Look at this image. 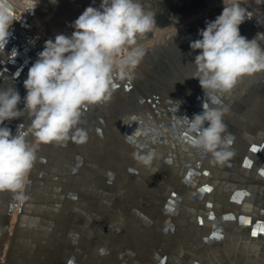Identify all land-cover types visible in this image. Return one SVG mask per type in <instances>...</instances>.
<instances>
[{
  "label": "bare ground",
  "instance_id": "obj_1",
  "mask_svg": "<svg viewBox=\"0 0 264 264\" xmlns=\"http://www.w3.org/2000/svg\"><path fill=\"white\" fill-rule=\"evenodd\" d=\"M24 1L20 4L16 0H0V6L9 8L15 18L9 29L12 27L20 32L22 38L32 42L34 52L38 50L35 58L38 59L45 45L44 39L54 41L57 34L71 36L75 31L74 22L65 24L67 19L63 20L62 14L47 16L41 22L29 11V6L38 0ZM244 3L242 7H250L254 12L251 19H261V31H264V16L260 12L264 3L257 0H244ZM157 8L156 13L161 10V7ZM263 41L260 43L262 48ZM141 64L137 67L138 74L143 67ZM259 74L261 72L243 77L230 93L223 96L224 101L220 104L215 102L219 94H206L195 78L198 80L196 93L190 92L193 86L190 80L181 87V100L187 99L185 111L188 112L176 107L175 100L168 102L165 98L156 109L132 107L133 111L120 122V150L118 143L115 147L106 143L104 158H99L102 160L88 162L80 149L87 147L89 142H79V139H69L59 145L47 144L46 161L37 165L36 171L33 170V185L24 201L26 211L35 210L46 221L41 220L39 226L36 220L40 216L25 217V228H22L25 242L20 238L24 245V250H21L23 260L29 258L30 251L38 250V245L44 241L43 250L59 248L62 254L61 261L55 255L49 256L50 264H68L76 247H85L83 240L86 237V242L93 235L100 242V238H96L99 234L101 240L107 236L104 239L107 243H117L123 264H140L146 252L154 263L152 256L161 234L176 230L182 233L181 239L176 238L182 244L192 241L196 245L192 248V257L184 256L183 249H180L176 255L177 264H264V175H261V170H264V145L261 144L264 142V127L239 120L234 124L225 121V147L233 155L223 164H218L212 162L210 153L193 147L196 134L179 119H190L202 113L205 107L226 109L224 116L231 117L234 99L238 94L240 97L245 86L255 87L257 80H252ZM105 108L100 110L101 113L107 111ZM190 109L194 114L189 113ZM249 112L255 114L254 108ZM101 126L98 128L104 132L106 127ZM77 127L87 136L96 138L81 121ZM255 145H259L258 148H254ZM80 155L84 157L83 164L76 170ZM149 155L153 158L145 164L143 158ZM45 172L48 174L44 175ZM237 189H244L249 194L233 198ZM174 195L181 198L179 203L172 201ZM174 207L185 215L180 222L186 221L187 224L192 221L184 233L178 222V213L171 210ZM211 211L217 219L211 217ZM227 214L235 218L222 222V217ZM49 219L56 222L57 231L50 227ZM171 220L176 225L175 229L169 230ZM108 223L117 230V234L102 232ZM169 244L171 250H178L172 238ZM87 256L91 258L83 264H118L120 257L102 262L105 257L98 256L97 250L88 255L84 251L82 259ZM196 256L203 260L196 263ZM78 262L82 263L76 260L74 264Z\"/></svg>",
  "mask_w": 264,
  "mask_h": 264
},
{
  "label": "clouds",
  "instance_id": "obj_2",
  "mask_svg": "<svg viewBox=\"0 0 264 264\" xmlns=\"http://www.w3.org/2000/svg\"><path fill=\"white\" fill-rule=\"evenodd\" d=\"M242 4L244 0L224 3L221 14L207 21L199 30L201 38L190 44L191 49L200 50L194 59V78L208 95L230 93L243 77L264 72V48L258 38L249 40L240 33L248 17ZM14 19L8 7L0 6V51ZM73 27L71 36L57 34L54 41H45L24 81L22 110L17 107L21 103L17 90L0 88V125L23 115L30 119L27 131L20 127L16 135L0 126V191L15 192L25 186L39 145L86 140L85 131L77 127L81 108L108 102L113 80L133 77L147 51L140 41L154 30L156 21L138 0H102L99 8L87 7ZM225 111L205 107L191 119L179 118L196 134L193 147L210 153L218 164L233 155L225 147ZM152 158H143L144 163Z\"/></svg>",
  "mask_w": 264,
  "mask_h": 264
},
{
  "label": "water",
  "instance_id": "obj_3",
  "mask_svg": "<svg viewBox=\"0 0 264 264\" xmlns=\"http://www.w3.org/2000/svg\"><path fill=\"white\" fill-rule=\"evenodd\" d=\"M138 2L146 12H151L154 15L156 27L140 41V46L147 50L141 61L143 67L140 73L138 74L139 71L137 68L131 79L115 78L112 82V95L108 102L96 105H85L81 108L80 121L86 124L90 132L96 137L95 140L86 135L87 138L84 142H89V145L84 149H80L82 155L89 160L88 162H93L94 159L102 160L104 158L103 149L106 143L107 145L112 144L114 147L115 143H118L120 150L122 141L119 135L120 122L133 111L132 107L138 106V108L143 109L155 107L156 109L165 98L168 102L175 100L176 107L182 110L184 108V111L188 108L187 99H185V101L181 100L183 98V94L180 93L182 92L181 87H184L185 83L190 80V82L193 83L190 92L196 93L195 85L198 80L195 81L194 78L196 74V70H194V68H196L194 59L200 52V50L191 49L190 44L196 39L201 38L198 35L199 30L206 27L207 21H214L215 18L221 14L224 3H227L228 0H224V3L223 0H138ZM101 3L102 0H40L37 1L35 5L29 6V11H31L32 15L38 16L41 22H43V19L47 16L49 18L50 16L62 14V17H64L63 20L67 19V21L64 22L66 24L70 21L74 22L87 7L92 6L99 8ZM156 6H158V8L161 7L158 13H156ZM260 12L264 16V7L260 8ZM247 13L248 17L240 25V33L249 40L257 37L258 42L261 43L264 40V31H261L262 27L260 25L262 23L261 19H251L254 12L251 11L250 7ZM252 32H254V35ZM44 41L47 40L44 39ZM37 55L38 50H36V53L34 52L32 42L22 38L20 32L11 27V30L9 29L7 42L3 50L0 51V88L13 86L19 92L21 103L18 104L17 107L21 110L24 107L23 98L26 96L24 81L27 79L30 67L36 62L37 59L35 58ZM139 75L144 76L135 80ZM256 80L257 83L255 87L249 88L247 85L241 89L242 92L240 93V97L238 94L233 101L234 109H232V116H224V122L229 121L228 123L234 124L235 121L239 120L243 123L251 122L256 126L264 127V72H261V74L257 76L255 75L252 82ZM224 95L225 94H219L215 102L219 104L222 103L224 101ZM256 95L258 97H256ZM237 102L240 103V106L237 105ZM104 108L107 109V111L103 110L101 113L100 110ZM253 108L256 115L253 112H249ZM189 113L194 114L191 112V109ZM191 118L192 117H190V119ZM29 124L30 119L27 115H23L20 118L5 121L4 125L0 126H7L11 129L13 135H16L18 128L21 127L22 131H27ZM101 125L106 127V129L104 128V132L98 128L102 127ZM111 130H114V132L111 133ZM115 132L116 135H114ZM27 139L32 141L33 137L28 135ZM261 144L264 145V142H261ZM46 146L47 145L44 144L39 145L37 160L22 189L15 192L0 191V264H50L49 260L51 259L49 256L53 255L56 256L57 260L59 259L61 261V259H63L62 254L60 255L59 248L43 250L46 243H44V241L38 245V250L30 251L29 258L26 260H23V254L21 253V250H24L21 239L23 243L26 240V235L23 231L25 228V223H23L25 217L30 215L33 217L40 216V219L36 220L39 226L41 220L43 222L46 221V219H43L44 216L37 214L35 210L31 209L26 211L24 204L26 194L27 192L29 193L33 185V170L36 171V166L46 161ZM258 146L259 145H255L254 148H258ZM54 148L56 147L54 146ZM83 156H79V163L77 164L76 170L83 164ZM206 171L207 170H203L205 173H210ZM47 174V172L44 173V175ZM245 194H249V192L244 189H237L233 194V198L236 196L241 197ZM173 197L174 200L172 201L179 203L181 198L178 197V195H174ZM171 210L174 211V213H178V222L180 226H182L184 233L187 224H190L192 221L187 222V224H185L186 221L180 222V219L185 216L183 212L176 207ZM38 212H40V210ZM210 215L214 217V219H217V215H215L213 211L210 212ZM234 218L232 214H227L222 217V222L224 219L231 220ZM48 221L51 223L50 227H54V230L57 231L55 228L56 222L51 221V219ZM169 223V230L175 229V221L171 220ZM217 223H220V221L218 220ZM113 229L112 225L109 224L107 228L104 230L102 229V232H107V234H109V231H112L117 234V230ZM166 233L168 234L164 237ZM219 236L220 234L215 235V237ZM106 237L107 236H104L103 240ZM182 237V233L179 231L176 232V230H172L170 233L164 231L161 234V239L157 242L154 255L152 256L154 263L150 260L151 256L149 252H146V256L143 255L145 258L141 259L140 264H177L176 255L180 249H183L184 256H193L194 253L191 251L192 248L196 246L194 245L195 243L192 241H185V243L182 244L179 239H176H181ZM44 238L45 240L47 239L46 237ZM96 238H100L99 240L101 243L94 238V235L91 236L90 240L87 242L86 237L83 240L85 247L83 249L76 247V252L70 257L68 264H74L76 260L81 261L82 263L80 264L85 263L87 259L90 260L91 256L82 259L84 251H86L88 255L94 250H97L98 256L105 257V260H102V262H111L110 258L115 259L116 256H120L118 264H123L121 251L116 242L115 244L111 242L107 243V240L103 242L99 234L96 235ZM170 238L173 239V244L178 247V250L170 249ZM196 258L197 259H194L196 263L203 260H200L199 256H196Z\"/></svg>",
  "mask_w": 264,
  "mask_h": 264
},
{
  "label": "rangeland",
  "instance_id": "obj_4",
  "mask_svg": "<svg viewBox=\"0 0 264 264\" xmlns=\"http://www.w3.org/2000/svg\"><path fill=\"white\" fill-rule=\"evenodd\" d=\"M20 1L24 4L25 3V1L24 0H16V2H18V3H20ZM38 1H40V0H38ZM22 3H20V4H22ZM47 40V39H46Z\"/></svg>",
  "mask_w": 264,
  "mask_h": 264
},
{
  "label": "snow or ice",
  "instance_id": "obj_5",
  "mask_svg": "<svg viewBox=\"0 0 264 264\" xmlns=\"http://www.w3.org/2000/svg\"><path fill=\"white\" fill-rule=\"evenodd\" d=\"M255 150V149H254ZM261 175H264V170H261ZM256 233H253L255 235Z\"/></svg>",
  "mask_w": 264,
  "mask_h": 264
}]
</instances>
